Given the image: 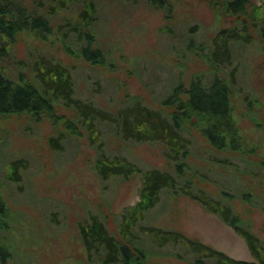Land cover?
<instances>
[{"label":"rangeland","instance_id":"rangeland-1","mask_svg":"<svg viewBox=\"0 0 264 264\" xmlns=\"http://www.w3.org/2000/svg\"><path fill=\"white\" fill-rule=\"evenodd\" d=\"M86 1L73 0L60 8L54 0H17L28 13L46 18L50 30H19L13 39L5 38L6 53L0 55L2 74L36 87L50 83L51 66L64 68L74 100L112 115L93 120L98 141L84 132V112L60 98H52V108L37 116L0 118V191L7 206L2 234L12 251L9 264H99L88 257L78 224L91 214L117 231L120 214L138 200L141 185L138 175L98 176L94 166L99 141L109 158L125 157L141 169L170 170L162 145L124 138L114 116L137 102L160 107L173 89L186 87L194 77L203 84L214 75L231 81V106L240 134L248 150L257 149L264 158V36L251 27L253 16L264 19V0H249L247 5L250 41L231 42L226 50L221 39L217 51L219 32L240 29L242 20L225 10L223 0H91L96 8L87 27L92 40L70 30L73 25L82 30L79 14ZM85 46L99 52L98 61L81 55ZM42 77L47 80L40 83ZM70 121L78 125V133L67 130ZM189 139L187 163L200 172L193 179L218 199L222 190L229 192L236 215L264 242V179L255 183L233 167L212 164L197 129ZM186 170L189 173V166ZM248 184L257 195L250 201L239 196ZM140 223L182 233L234 259L253 260L246 241L231 225L182 193L161 192ZM136 228L150 252L144 264H194L182 243L157 247L148 229Z\"/></svg>","mask_w":264,"mask_h":264},{"label":"trees","instance_id":"trees-1","mask_svg":"<svg viewBox=\"0 0 264 264\" xmlns=\"http://www.w3.org/2000/svg\"><path fill=\"white\" fill-rule=\"evenodd\" d=\"M54 1L61 8L63 4L73 0ZM248 3L249 0H223L225 10L235 16H241L242 20L240 19V29L233 27L219 32L214 44L216 51L221 39H224L226 50L231 46V42L250 41L251 30L245 20ZM83 6L79 14L82 32L76 25L71 26L70 30L78 32V35L84 34L92 40L87 27L96 14V8L91 0L86 1ZM27 27L37 29L41 33H48L50 30L46 18L28 13L17 0H0V40L2 41L0 55L6 53V39H13L19 30ZM251 27H258V33L264 36L262 16H253ZM216 51H213V56ZM80 52L87 59L95 61H98L97 56H100L98 51L90 50L89 46H85ZM213 60H215L214 57ZM48 73L52 75L48 78L49 84L54 85H49L47 78L44 80L42 77L39 80L40 83L46 81L47 86L41 83L39 87H36L28 83L15 82L0 72V118L21 113L37 116L52 108V98H60L65 104L72 103L79 112H84L86 117L84 120L88 121L84 132L88 130L92 139L98 141L100 134L93 120L109 119L112 116L111 113L81 105L74 100L71 97L69 74L64 71V68L53 65L48 69ZM231 84V81L216 75L208 84H203L199 77H194L186 87L177 86L173 89L162 101L160 107L152 108L137 102L132 109L116 111L114 121L120 125L124 138L134 141H155L162 145L171 169H141L125 157L109 158L102 151V144L99 141V153L94 166L98 176L101 179H108L114 175L123 178L138 175L141 185L138 190V200L127 206L120 214L117 231L111 232L98 216L91 214L88 215L85 223L78 224L81 242L89 258L92 257V260L99 264H144L150 252L144 246L141 236L137 235L136 227H141L143 230H149L151 243L157 247L166 242L182 243L191 254V261L194 264H264V242L251 230L249 222L242 221L236 215L228 200L231 194L222 190L221 199L208 194L203 186L193 179V177L199 178L200 172L193 170L187 163L191 151L189 135L194 134L197 129L207 142L209 161L212 164L233 167V170L241 172L244 177H251L255 183L259 178L262 183L264 158L258 156L257 149L249 147L248 150V143L240 134L231 106L233 97ZM66 128L73 134L79 131L78 125L73 121H70ZM52 141L51 139V143ZM239 165L242 169L238 167ZM187 166H189V173L187 170L185 172ZM164 190L172 194L188 195L200 202L206 210L218 214L244 238L253 260L234 259L222 251L179 232H164L157 227L142 226L140 222L145 213L158 202ZM239 193H242L239 196L247 201L257 198L254 187H250L249 184L241 187ZM6 226L7 206L0 191V264H9L12 255L6 236L2 234Z\"/></svg>","mask_w":264,"mask_h":264}]
</instances>
